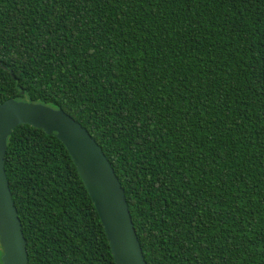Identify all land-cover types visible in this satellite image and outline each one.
I'll return each mask as SVG.
<instances>
[{"label": "trees", "instance_id": "obj_1", "mask_svg": "<svg viewBox=\"0 0 264 264\" xmlns=\"http://www.w3.org/2000/svg\"><path fill=\"white\" fill-rule=\"evenodd\" d=\"M10 99L89 131L147 264H264V0H0ZM5 171L29 264H116L61 141L18 126Z\"/></svg>", "mask_w": 264, "mask_h": 264}, {"label": "water", "instance_id": "obj_2", "mask_svg": "<svg viewBox=\"0 0 264 264\" xmlns=\"http://www.w3.org/2000/svg\"><path fill=\"white\" fill-rule=\"evenodd\" d=\"M4 69H6L4 67ZM21 125L56 137L69 152L103 224L116 264H147L126 193L87 129L62 109L27 101L0 105V245L3 264H29L27 241L5 171L8 138Z\"/></svg>", "mask_w": 264, "mask_h": 264}]
</instances>
